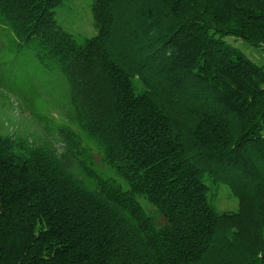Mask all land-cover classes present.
I'll list each match as a JSON object with an SVG mask.
<instances>
[{"label": "trees", "instance_id": "1", "mask_svg": "<svg viewBox=\"0 0 264 264\" xmlns=\"http://www.w3.org/2000/svg\"><path fill=\"white\" fill-rule=\"evenodd\" d=\"M62 1L0 0V88L66 121L0 135V264H264V0Z\"/></svg>", "mask_w": 264, "mask_h": 264}, {"label": "rangeland", "instance_id": "2", "mask_svg": "<svg viewBox=\"0 0 264 264\" xmlns=\"http://www.w3.org/2000/svg\"><path fill=\"white\" fill-rule=\"evenodd\" d=\"M90 7V0H64L55 7L56 21L76 38L90 37L95 33ZM223 40L241 50L250 60L264 66V50L254 48L235 36L228 35ZM5 43L4 40V43L0 44V50ZM37 105L36 111L39 116L37 115L35 118L28 113L29 110L19 98L0 88V135L22 139L30 143H43L50 138L53 140L54 146H59L55 132L56 127L53 131V126L59 122L66 124V121L46 103L38 102ZM228 190V187L223 184H219L215 190L213 203L219 211L237 208V200ZM143 204L150 214L153 213L149 204L145 201Z\"/></svg>", "mask_w": 264, "mask_h": 264}]
</instances>
